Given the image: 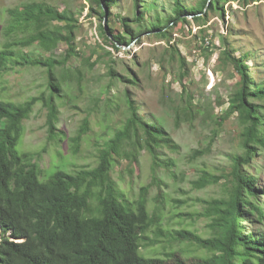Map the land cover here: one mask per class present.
I'll return each instance as SVG.
<instances>
[{"label": "trees", "instance_id": "trees-1", "mask_svg": "<svg viewBox=\"0 0 264 264\" xmlns=\"http://www.w3.org/2000/svg\"><path fill=\"white\" fill-rule=\"evenodd\" d=\"M88 1L87 15L104 20L106 9L109 24L116 1ZM144 1L133 0L132 18L119 16L122 32L115 33L112 26L106 32L102 27L104 40L119 50L147 32H156L160 40L168 43L171 55H176L184 76L186 58L172 41L173 29L178 23H190L192 15V21L203 26L210 13L225 15L226 2L248 5L259 0H199L197 6L174 0L169 15L158 12L150 20L145 19L144 12L154 9L155 4ZM140 3L142 9L138 14ZM6 11L8 19L1 28L5 42L0 49V74L26 64L43 67L48 94L43 92L24 102L0 99V264H264V203L261 200L264 188L257 186L259 177L248 168L258 151H264V102H261L264 74L257 81L252 78L255 70L248 63L252 56L249 52L235 55L228 34H219L220 59L225 65H231L238 76L219 124L235 115L240 126V149L229 156L230 170L223 176L226 177L225 194L204 199L203 210L198 213L207 219L209 236L184 227L166 231L162 228L159 207L149 209L148 186H143L139 197L132 202L113 178V171L122 160L134 162L143 150L151 159L154 183L159 182L157 172L161 166L175 174L170 168L176 165L175 159L160 158L164 146L177 150L168 130L143 118L128 89L123 91L127 117L99 150L95 166L83 165L73 173L57 169L42 178L43 171L34 154L17 150L24 132L23 122L39 101L48 109V138H55L60 113L56 98H63V86L73 81L80 84L83 78L81 70L68 66L71 58L77 56L73 43L79 19L74 11L59 10L44 0L26 1ZM61 42L68 45V50L63 56H55ZM28 46H37L43 54L40 52L29 59L23 52ZM108 75L111 85L136 84L135 79L118 72L112 65ZM183 90L186 91L185 84H182ZM188 95L189 99L174 108L176 125L181 115L191 122L200 112L194 110ZM87 125L85 120L73 139L74 151ZM199 153L202 151L194 149L191 158L195 159ZM220 180V176L204 170L192 184L195 188H204ZM250 224L255 225L253 229L248 228ZM149 231L157 237L169 235L184 245L187 243V247L203 250L204 254L191 258L189 250L180 248L154 256L144 255L141 249L148 247L143 241L148 239ZM155 243L152 240L149 245Z\"/></svg>", "mask_w": 264, "mask_h": 264}, {"label": "rangeland", "instance_id": "rangeland-1", "mask_svg": "<svg viewBox=\"0 0 264 264\" xmlns=\"http://www.w3.org/2000/svg\"><path fill=\"white\" fill-rule=\"evenodd\" d=\"M30 0H0V49L5 37L1 30L8 19L7 9ZM59 10L68 8L79 19L73 43L74 56L68 66L83 73L80 84L73 81L63 86V98H56L60 105L59 122L55 138H48L46 120L48 109L43 102L35 104L30 117L24 120V132L17 150L34 154L35 161L47 177L57 169L73 173L81 166L93 167L97 163L99 150L113 136L127 117L123 99L124 89H128L136 100L143 118L157 122L168 130L177 150L164 146L160 158L175 159L176 165L171 171L161 166L157 172V183L152 178L151 159L143 150L138 160H122L113 171V178L119 182L130 201L139 197L143 186H148L147 199L150 211L158 206L162 228L172 231L181 227L196 230L202 236H209L207 219L199 217L203 210V200L220 197L225 194L224 183L230 170V155L239 151L240 126L235 115L219 124L220 116L228 107V100L235 82L238 80L233 67L225 65L220 59L219 34H228L235 49V55L249 52L248 63L257 81L264 74V0L244 5L238 1L224 4V16L212 12L203 26H197L189 17L190 23L180 22L173 29V42L186 58V75L181 69L176 55L173 57L169 45L157 37L156 32H147L128 46L114 49L106 43L101 34L102 27L108 32L112 26L114 32H122L120 17H133V0H115L112 7L111 22L101 20L99 16H89L88 0H44ZM155 4L151 11H145V19L150 20L158 12L169 15L174 0H145V4ZM187 6H197L199 0H181ZM141 3L137 8L140 14ZM120 16V17H119ZM110 34V33H108ZM29 59L40 54L37 46L23 48ZM68 45L61 42L55 50V56H63ZM43 54V52H41ZM23 54V55H24ZM49 53L45 54L48 56ZM95 63L94 67L91 64ZM118 72L135 79L136 84L116 82L111 85L108 75L109 66ZM62 72L58 70V74ZM46 72L43 67L29 64L14 66L0 74V99L24 102L43 92L48 94ZM185 84L186 91H182ZM110 87L108 88V86ZM108 88V89H107ZM191 96L195 111L193 121L181 115L176 125L174 108ZM261 102H264L262 100ZM173 108V109H172ZM206 109V110H205ZM208 110V111H207ZM203 111V113L201 112ZM88 121L87 131L82 135L77 151L75 141L83 122ZM194 149L201 150L195 159L191 158ZM251 172L259 177L258 185L264 188V151H258L250 165ZM220 176L217 184L204 188L193 187L202 171ZM262 196V194H261ZM264 203V196L261 197ZM255 225H249L253 229ZM1 235V233H0ZM143 243L148 247L141 252L147 256L163 253L164 250L184 248L188 256L204 254L194 246H186L171 236L157 237L152 231L146 234ZM157 243L149 245L150 241Z\"/></svg>", "mask_w": 264, "mask_h": 264}, {"label": "water", "instance_id": "water-1", "mask_svg": "<svg viewBox=\"0 0 264 264\" xmlns=\"http://www.w3.org/2000/svg\"><path fill=\"white\" fill-rule=\"evenodd\" d=\"M105 17H104V21H106L107 20V14H108V12H107V10L105 9ZM190 16H192V15H190ZM109 36H111L110 34H109Z\"/></svg>", "mask_w": 264, "mask_h": 264}]
</instances>
